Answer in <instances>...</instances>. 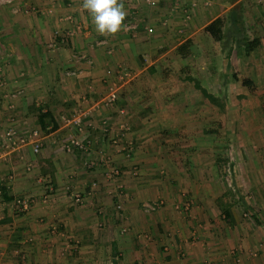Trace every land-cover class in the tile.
Instances as JSON below:
<instances>
[{"label":"crops","instance_id":"obj_1","mask_svg":"<svg viewBox=\"0 0 264 264\" xmlns=\"http://www.w3.org/2000/svg\"><path fill=\"white\" fill-rule=\"evenodd\" d=\"M119 2L121 30L100 34L83 0H0V264H264V155L247 156L261 159L251 202L213 195L212 170L181 149L212 123L195 81L220 89L223 115L252 94L264 105V6ZM217 18L220 41L205 29ZM9 130L26 142L6 148Z\"/></svg>","mask_w":264,"mask_h":264},{"label":"rangeland","instance_id":"obj_2","mask_svg":"<svg viewBox=\"0 0 264 264\" xmlns=\"http://www.w3.org/2000/svg\"><path fill=\"white\" fill-rule=\"evenodd\" d=\"M249 90L253 91V89ZM217 91L214 90L215 95L223 102L224 96ZM254 96V94L251 95L250 105L246 104L244 107L241 100L234 101L233 104L230 103V110L226 111L224 115L223 110L214 105L213 111L208 112V116L210 115L212 118L209 120L212 123L203 129L205 132L201 131V128H193V126L188 129L190 133L189 131L181 132L184 137L197 134L205 136L197 138L196 142L183 143L181 149L187 152H198V154L195 152L196 159H192L191 162L199 168L203 166L212 170L210 179L215 187L212 194H219L220 190L227 191L225 194L226 198H229L228 200L242 198V200L248 199L252 202L256 194V189L251 190L254 175L251 176L248 172L261 159L254 158L252 160L247 156L264 155V139L258 137V132H263L259 121L264 123V105L256 103ZM198 98V100H202L205 97L199 93ZM254 124L259 125L254 126ZM184 127L182 130L185 129ZM243 216H245L244 213ZM247 217L250 218V214L245 216V218Z\"/></svg>","mask_w":264,"mask_h":264},{"label":"clouds","instance_id":"obj_3","mask_svg":"<svg viewBox=\"0 0 264 264\" xmlns=\"http://www.w3.org/2000/svg\"><path fill=\"white\" fill-rule=\"evenodd\" d=\"M83 8L90 14L95 30L100 34L120 31L127 15L119 0H83Z\"/></svg>","mask_w":264,"mask_h":264},{"label":"trees","instance_id":"obj_4","mask_svg":"<svg viewBox=\"0 0 264 264\" xmlns=\"http://www.w3.org/2000/svg\"><path fill=\"white\" fill-rule=\"evenodd\" d=\"M232 1H234V0H232ZM223 23L224 22H223L222 18H217L214 21H212L211 23H209L206 26L205 29L215 40L220 41L223 38V25H224ZM256 42H258V39H255L251 43H249V47L256 46ZM189 45H190V41L188 40V41H186L184 44H182L178 48L179 51L181 52V54H185L186 55V53H188L187 51H188ZM189 79L191 81L194 80L192 78H189ZM243 83L245 85H247V86L252 85V81L248 80V79L243 80ZM195 86H196L197 89H199L202 92V95L206 99H208L209 102H211L212 104L217 105L221 109L223 108L224 105H223V103L221 102V99L218 96L209 93L205 88L201 87V85L197 81H195ZM37 115H38L39 123H40L42 129H46L47 125L49 124V123H46L47 119H50V122L52 124V128L53 129H57L58 128V126H59L58 122L54 118L52 113H50V112L43 113V112H41V110H39ZM226 208H221V209H222V212L225 214V216L227 218H229L230 217L229 207L227 209ZM254 219H256L258 221V219L256 217Z\"/></svg>","mask_w":264,"mask_h":264},{"label":"built area","instance_id":"obj_5","mask_svg":"<svg viewBox=\"0 0 264 264\" xmlns=\"http://www.w3.org/2000/svg\"><path fill=\"white\" fill-rule=\"evenodd\" d=\"M256 1L260 5H263L264 6V0H256ZM145 2L148 5L152 6V7L157 6V4H158V0H145ZM130 26H132V25H130ZM130 26H128V27H130ZM148 32H150V33L153 32V28L152 27H149L148 28ZM84 58H85V55L77 56V60H83ZM130 78H131V74L129 72H127V71H123L119 75V80L120 81H123V82L129 80ZM12 97H16V94H13ZM118 98H119L118 88L115 86V87H113L110 90L108 96L106 97L105 104L107 106H109L112 103L116 102L118 100ZM66 121H68V122H70L72 124L74 122H76V123L80 122V119H78V120H66ZM38 135H39V131L38 130H35V131H33L32 134H30L29 137L31 139H35V138L38 137ZM25 142H26V138L25 137H19V136L17 137V134H16V132L14 130H9L7 132V134H6V144H5L6 148L16 147L17 145H19L21 143H25ZM74 143L76 145H80V142H74ZM39 148H40V144L39 143H36L35 144V151H38ZM4 154H5L4 152L0 154V162L3 159V157H4ZM189 206H190V204H186L185 209L188 210ZM22 208L27 209L28 208V203L27 202L24 203ZM207 264H214V263H207Z\"/></svg>","mask_w":264,"mask_h":264}]
</instances>
